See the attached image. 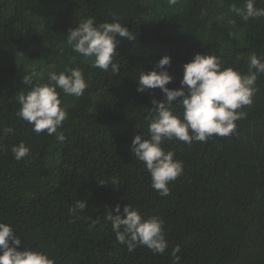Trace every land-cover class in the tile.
<instances>
[{
  "label": "trees",
  "instance_id": "obj_1",
  "mask_svg": "<svg viewBox=\"0 0 264 264\" xmlns=\"http://www.w3.org/2000/svg\"><path fill=\"white\" fill-rule=\"evenodd\" d=\"M244 4L0 0V130H14L0 131V221L15 229L18 250L44 252L55 264H175L172 253L179 245L180 264H264V74L258 75L252 104L238 110L246 115L232 135L191 145L163 143L183 163L168 196L152 188L150 173L130 151L135 135L148 137L153 100H165L158 88L138 92L137 80L163 56L171 57L170 89L180 87L183 65L197 53L214 55L241 74L250 62L240 60L242 54L264 60V17L244 21L230 11ZM255 6L264 8V2L256 0ZM114 16L135 37L118 38V75L92 67L67 43L69 29L81 21L94 18L98 25L114 22ZM233 24L247 28L245 38ZM71 68L82 70L88 88L79 98L57 89L68 111L57 130L65 137L60 142L56 134L35 133L18 117L17 97L49 83L51 73ZM33 69L37 76L26 86L23 76ZM173 107L182 116V106L174 102ZM20 142L30 155L17 161L11 148ZM78 200L87 204L74 216L70 209ZM117 204L121 215L128 204L145 219L158 216L165 222L163 254L142 245L129 251L117 242L106 219L108 211L116 214Z\"/></svg>",
  "mask_w": 264,
  "mask_h": 264
},
{
  "label": "clouds",
  "instance_id": "obj_2",
  "mask_svg": "<svg viewBox=\"0 0 264 264\" xmlns=\"http://www.w3.org/2000/svg\"><path fill=\"white\" fill-rule=\"evenodd\" d=\"M264 2V0H261ZM170 6L177 0H168ZM256 0H245L243 8L232 5L231 12L239 15L244 21L264 17V8L255 6ZM111 23L96 24L94 18H88L75 28H70L67 43L75 53L91 60V66L115 75L120 68L114 57L119 43L118 38L135 39L132 32L121 24L116 17ZM171 57L163 56L156 69L142 71L137 80L138 92L160 89L164 101L153 100V117L148 125V137L141 134L134 136L131 153L141 161L150 173L152 188L160 196L170 194L169 184L183 173V163L174 159L173 151H165L163 143L177 140L188 145L195 142L206 143L213 136L227 137L237 128L236 121L245 117L246 113L238 111L251 105L257 91L256 81L259 74H264V60L252 55L247 74H241L231 67H223L220 59L214 55L197 53L194 58L183 65V76L180 87H167L173 76L167 70ZM158 69V70H157ZM37 76L35 69L23 76L26 86L32 85ZM88 84L79 68L68 69L59 74L53 72L49 83L32 86L27 94H20L17 99L20 109L18 117L32 125L37 133L56 134L60 142L65 140L62 132H58L67 119L68 111L61 106L60 89L63 94L73 97L84 95ZM181 98V99H178ZM174 102L183 108L182 116L175 114ZM5 134L13 133V128L0 130ZM11 152L17 161L30 155V148L23 142L13 145ZM101 184H105L100 181ZM113 184L118 181L113 180ZM86 201L78 200L70 212L76 216L86 208ZM115 215L108 211L106 219L111 222L119 244L126 245L129 251L137 246H145L154 254H163L168 243L165 239L164 221L158 216L147 219L142 217L132 206L126 204L121 215V206H115ZM77 218H79L77 216ZM21 239L15 234V229L8 223L0 221V264H55L48 254L25 248L18 250ZM180 252L177 245L173 249L175 264H180Z\"/></svg>",
  "mask_w": 264,
  "mask_h": 264
},
{
  "label": "rangeland",
  "instance_id": "obj_3",
  "mask_svg": "<svg viewBox=\"0 0 264 264\" xmlns=\"http://www.w3.org/2000/svg\"><path fill=\"white\" fill-rule=\"evenodd\" d=\"M200 18H201V14L199 15V19H200ZM176 24H178V23H176ZM176 24H174V25H176ZM197 24L200 26L201 21L199 20ZM178 25H179V24H178ZM180 27H182V25H181ZM235 30L238 31V32L240 33V35H241L243 38H245L246 35H247V33H248L247 28L238 27V26H236L235 24H233V31L236 32ZM232 33H233V32H232ZM234 34L236 35V33H234ZM212 44L215 45V46H217V45H219V41H213ZM63 52L65 53V51H63ZM251 56H252V55H249V54L246 53V55L242 54V55L239 57V59H240V60H241V59H250ZM34 68H36V69L38 68V63L35 64Z\"/></svg>",
  "mask_w": 264,
  "mask_h": 264
}]
</instances>
